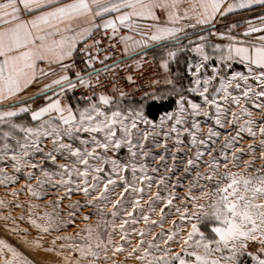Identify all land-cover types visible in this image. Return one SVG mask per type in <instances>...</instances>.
<instances>
[{
    "label": "snow or ice",
    "instance_id": "6c2138e0",
    "mask_svg": "<svg viewBox=\"0 0 264 264\" xmlns=\"http://www.w3.org/2000/svg\"><path fill=\"white\" fill-rule=\"evenodd\" d=\"M182 2L183 0H0V102L13 99L39 77L53 74L41 68V64L48 67L58 65L63 73L44 86L46 103L43 106L32 110L30 106L22 105L17 110L0 111V125H7L10 129L23 134L21 140L16 139L12 131L2 133L5 143L0 151L5 155H0V160L7 156L13 162L12 166L16 172H20L22 168L39 169L40 176H36L33 171L26 173L29 180H36L38 187L46 183H51L52 187H62L68 198L74 192L83 193L84 197L88 198L87 205L97 209L100 217L97 228L101 224L114 225V221L104 219L106 215L104 210L108 205H111L110 215L113 218L123 209L125 216L131 218V221L123 219L119 225L121 239L124 240L128 235L125 225L138 222L134 213L137 209H142L145 182L152 180V177L146 174V166L143 164L138 166L135 162L138 155H147L143 152V144L135 139L140 134L138 125L164 127L167 121H173L165 133L166 136L168 133H176L177 143H181L180 137L186 133L192 146H202L206 149L202 151L197 148L195 158L188 159L189 167L185 171L199 167L197 162L208 155L211 159L204 161L208 172L204 174L197 172V182L189 183V192L184 199L188 201L190 207L176 209L181 221L189 228L186 236L180 237L181 251L174 253L170 247L161 249L159 244L153 242L155 237L146 243L144 237L148 233L141 230L138 233L141 237L140 242L132 249V253L140 252L136 259L145 264H245V260L248 264H264V165L254 168L253 158L244 161V168L240 170L238 163L240 156L234 151L229 160L228 154L224 151L234 146L240 133L247 132L249 136L255 138L258 132L261 137L259 147L262 150L260 159L264 160V120L257 125L253 119V112L247 107L250 103L252 108L260 110L264 115V16L258 17L261 22L259 26L249 21V27L242 34L251 37L253 33H261L254 38L255 43L245 42L231 35L232 30L237 27L236 24L231 25L229 34L210 32V35L229 41L226 45L219 43L211 45V51L217 54L215 58L207 50L208 37L199 36L200 42L189 49L199 59L188 64L192 80L185 91L198 96L200 102L182 92H176L174 87L173 93L179 96L175 101L176 110L161 116L159 125L147 119L142 108L127 114L118 107L116 110H105L106 107L112 106L113 100L103 93L83 96L82 99L85 101L83 107L74 108L71 104L62 103L68 92L78 87L87 89L93 87L90 77L82 75L81 72H77L73 79L68 74L71 65L65 61L73 58L78 43L90 37L94 30L103 29L105 34L111 30L112 38H115L121 26L134 30L139 26L138 21H158V11L167 13V22L171 25L179 23L182 19H191L193 16L196 24L210 25L218 14L223 16L236 9L251 8L253 5L264 6V0H234L226 8L223 7L225 0H190L181 15ZM80 20H84L87 26L73 28V23ZM97 20L100 23H97ZM153 27L154 32L148 37L153 42L167 39L178 41V33L183 31L182 28L167 25L156 24ZM120 39L125 42V52H128L127 41L132 37L121 36ZM94 43L99 44V41ZM193 43L189 40V44ZM140 46L147 47V44L144 41H135L132 45L133 49ZM179 50L183 49L169 50L167 57L162 59L161 67L165 72L169 70V63L176 59ZM95 59L96 57L89 51L86 64L91 67ZM213 59L216 63H212ZM235 63L244 65L246 72L229 71L233 69ZM128 80L131 81L132 77L129 76ZM166 83L171 85L173 80L167 79ZM49 92L51 95H48ZM146 99L163 104L168 102L171 96L168 93H149ZM231 106H235L238 111H231V119H228ZM22 113H29L36 126L14 123L13 118ZM200 116L213 120L219 127H224L225 123L238 125L236 136L229 135L225 138L221 149L223 164L212 154L215 150L213 146L221 134L209 126L207 136L201 138L199 136L202 130L201 123L196 119ZM242 117L247 118L243 124L240 123ZM189 122L190 127L187 126ZM178 125L185 126L178 128ZM148 135V131L143 132L144 139H147ZM9 139H15L16 147L13 148L7 142ZM45 141L51 144L48 150ZM122 149H127L129 156L127 162H123L119 156ZM238 151L243 153L244 150ZM247 151L254 153L255 148L249 145ZM108 153H112V156ZM37 154L40 156L38 162L34 160ZM58 157L63 162H59ZM45 163L52 165L55 170L45 168ZM229 164L237 170H231ZM221 167L224 169L223 172L220 171ZM4 171L5 169L0 168V172ZM129 171L131 180L126 175ZM138 172L141 175H137ZM15 179L5 176L4 179H0V183H4L5 180L14 182ZM199 179L206 181V184L199 187L201 194L195 196L192 195V189L198 186ZM163 182L160 180L158 183ZM209 184L213 185L210 190ZM24 187L34 197L41 195L34 190L31 183ZM147 187L151 189V183H148ZM12 195L15 196L16 193L13 192ZM147 195L148 199L144 200V203L149 205L151 211H154L153 205L157 201L164 202L159 191L154 195L149 191ZM134 196L138 198H133ZM63 198L65 197L59 199ZM175 199H177L175 194L170 192L166 206L172 205ZM202 200L207 203H200ZM58 202L53 203L57 205ZM128 204L131 205V211L126 208ZM0 206H6L5 202L0 201ZM160 211V226L163 227L165 213L163 208ZM69 215L74 216V213ZM9 218L0 217L4 220ZM89 218L87 215L83 217L84 220ZM141 218L145 225L149 222L157 224V221L151 220L150 216L142 211ZM48 221L49 223L42 225L36 220L29 219L33 227L45 233L49 232L55 223L51 217H48ZM205 222L212 223L211 237L206 236L201 230V225ZM173 225L174 229L161 241L165 245H168L169 241H175L179 232L185 230L176 226L175 221ZM55 226L58 228L59 224ZM85 227L88 236L81 239L88 243L85 246L67 247H73L81 256L98 259L97 250L103 248L106 252L107 249L103 246L99 233L94 232L90 226ZM11 231L18 230L13 228ZM160 235L164 236L165 233L162 232ZM252 244L257 247L254 251H249ZM35 246L39 247L38 244ZM189 248L202 249V252L188 251ZM153 249L160 254H154ZM114 251H123V247L118 246ZM0 257H2L0 264H27L21 254L3 240H0ZM187 257L193 259L190 261Z\"/></svg>",
    "mask_w": 264,
    "mask_h": 264
},
{
    "label": "rangeland",
    "instance_id": "374dc122",
    "mask_svg": "<svg viewBox=\"0 0 264 264\" xmlns=\"http://www.w3.org/2000/svg\"><path fill=\"white\" fill-rule=\"evenodd\" d=\"M213 32L212 30H208ZM205 36V35H204ZM208 38L219 39L218 36L215 35H207ZM184 37H179L178 41H181ZM188 39V38H187ZM177 40L170 41L167 44L165 52L160 54L158 58L162 62V59L167 57V52L169 50H178L183 49L188 51V48L193 47V44H188L187 47H182L181 42ZM187 42V41H186ZM211 41L208 40V48L209 53L215 58L214 53L211 51ZM220 42V41H218ZM213 43V42H212ZM182 52H184L182 54ZM179 50L177 57L175 60H171L169 63V70L167 73V79H172L173 84H167L166 81L161 87L156 91V93H168L171 97H175V101L179 98L178 95L173 93V88L175 87L176 92L183 93L185 95L190 96L196 102H200V98L198 96L187 93L185 90L191 85L192 77L188 71V67L186 60L190 59V63H194L198 61V57L194 52ZM212 52V53H211ZM188 55V56H187ZM212 63H216L215 59H213ZM189 64V63H188ZM245 71L244 65L235 63L233 64V69L229 71ZM210 74V67H209ZM166 79V80H167ZM69 92L63 98L62 103L71 104L74 108L77 106L83 107L84 104H80L77 102V99L70 98L68 101ZM112 98V97H111ZM113 104L110 108L106 107L105 110H116L117 107L119 110L124 113L131 112L133 110L143 109L145 114V105L151 101L149 99L146 100H138L135 102H127L126 99L122 96H117L113 99ZM253 112V119L256 121V124L264 120V115L261 114L260 110L252 108V105L249 103L247 105ZM176 110V103L173 109L166 111L171 112ZM231 111H238L235 106H231L230 111L228 113L227 118L231 119ZM166 112L160 115L163 116ZM22 118H13V122L16 124H21L25 126L35 127L36 122H33L29 117L28 113L20 115ZM145 117L153 122L155 125L160 124V117L157 120L149 118L146 114ZM201 123V132L199 136L201 138H205L207 136V129L209 126L213 127L217 132L221 135L217 139L215 143L213 155L217 156L220 160L221 164H223V157L221 155V149L224 146L225 138L230 136H236V131L238 125H232L225 123L224 127H219L215 125L214 121L211 119H207L204 116H200L196 118ZM246 117H242L240 123L243 124L246 120ZM173 121H167L164 127H152L151 125L139 124L140 134L135 139H138L143 144V152L147 153V155H138L135 159L137 165L143 164L146 166V174L152 177V180L145 182V196L142 203V209H137L134 213L136 220L138 221L135 224L131 222L125 225V230L128 232L126 239H121V230L119 228L120 223L123 219H129L130 217H126L124 214V210H120L117 217L113 218L110 215L111 205H108L105 208L106 215L104 219L107 221H114L113 224H101L99 228L96 227L98 220L100 219L97 209L94 206L87 205V199L84 197L81 192H74L70 198L65 196V190L62 187H52L51 183H46L42 187H38L36 184V180H29L26 176V173L29 171L35 172L36 176H40L39 169L33 170L31 168H22L20 172H16L13 168V162L5 157L4 160H0V168L5 169L4 172H0V179H4L7 177H15V181L5 180L4 183H0V201H4L6 206H0V217H10L7 220L0 219V240H3L5 243L11 245L15 248L21 256L27 261V264H145L138 259H136L137 255H140V252L132 253V249L136 247L141 237L138 235L139 231L144 230L148 235L144 237L145 242L152 237L156 239L153 241L160 245V248L170 247L172 251L180 252L181 251V243L180 237L186 236V231L189 230L188 225L181 221L179 214L176 212V209L183 208L184 206L190 207L188 201L185 198L186 194L189 192V183H196L197 176L196 173L200 172L201 174L207 173L208 168L207 165L204 164L205 160H210L211 157L205 155L202 160L198 161L199 167L191 168L189 171H185L188 168L187 161L188 159H194L197 148L200 150L206 151L202 146H192L190 143V137L185 133L180 137L181 143H177L176 133H168L166 136L165 133L168 132V128L171 126ZM185 125H178V128H183ZM190 127V122L187 125ZM254 130H256L254 126ZM4 131H12L13 136L16 139H23V134L18 130L10 129L7 125H0V149H3V145L5 140L3 139L2 133ZM135 132V130H133ZM148 131L149 135L147 139L143 138V132ZM87 135V134H85ZM260 135L257 132V136L252 138L248 135L247 132L240 133V137L237 138L234 146L232 148L224 149V151L228 154L229 160H231L232 153L235 151L237 156H240V170L244 168V161L253 160L254 158V168H259L261 165H264V160L260 159L261 149L259 147ZM13 148L16 147L15 139H9L7 141ZM46 150L51 148V144L45 141ZM253 145L255 148L254 153H250L247 151L248 146ZM239 149H243V153L238 151ZM139 151V150H138ZM0 155H5L3 151H0ZM10 155V153H9ZM109 156H112V153H108ZM121 160L123 162H127L129 159L127 149H122L119 154ZM163 157V159H161ZM35 161L40 160L39 154H37L34 158ZM59 162H63L58 157ZM45 168H49L51 170H55L52 165L45 163ZM106 168L108 166H105ZM229 168L233 171L237 169L232 168V165L229 164ZM155 169V171H153ZM221 172L224 171L223 167L220 169ZM252 171V170H250ZM254 174V171H253ZM129 180H131V172L126 173ZM137 175H141L139 172ZM43 178V177H41ZM160 180H163V183H158ZM31 183L34 190L41 193L39 197H34L32 194L24 187L26 184ZM151 183V189H148L147 184ZM206 181L203 179H199L198 186L192 189V195L199 196L200 186H204ZM213 187L212 184L208 185L209 190ZM151 192L153 195L159 191L161 197L164 202L157 201L154 205V211L149 209V205L144 203V200L148 199V192ZM15 192L16 195H12ZM174 193L177 199L173 200V204L170 206H166V199L169 193ZM60 197H65L63 199H59ZM115 198V197H113ZM138 198V197H133ZM54 201H59L57 205H54ZM79 202V204H77ZM200 203H207V201H200ZM20 205V207H17ZM70 205H74L75 207H69ZM128 211H131V205H126ZM161 208L164 209V219H163V227L160 226L161 221ZM141 211L144 214L150 216L151 220L157 221V224H152L149 222L147 225L143 222L141 218ZM70 213H74V216H70ZM47 214V216H46ZM87 215L90 218L88 220H84L83 217ZM23 217V219H21ZM48 217L52 218L54 221L53 228L45 233L39 231L37 228L33 227L29 223V219L36 220L38 224H47L49 223ZM74 222H69V221ZM173 221H175V225L179 228L185 229L184 231H180L179 235L176 237L175 241H169L168 245L163 244L161 241L167 238V234H170V231L174 229ZM59 224L57 228L55 225ZM90 226L93 228L94 232L99 233L100 240L103 242V246L107 249L105 252L102 249H98L99 258H93L91 256H81L78 251H75L73 247H67V245L72 246H85L88 242L81 237H87L88 232L85 226ZM212 226L211 222H205V224L201 225V230L205 232V235L211 237L213 234L210 232V228ZM17 229V232L11 231V229ZM165 233L164 236H161V233ZM79 233V235H77ZM63 237H70L71 239H63ZM109 239H111V243H109ZM53 240H55V244H53ZM25 241H30L34 243H25ZM93 245L95 241L92 242ZM38 244L39 247L35 246ZM61 245H66V247H61ZM118 246L123 247V251L115 252L114 249ZM257 245L252 244L249 247V251H254ZM54 249L53 251H48V249ZM197 250L202 252V249H192L189 248L188 251ZM154 254L159 255L160 253L156 252L155 249L152 250ZM131 253V254H130ZM107 257V258H105ZM2 259V257H0ZM190 261L193 259L192 257H187ZM245 264H248L247 260H245Z\"/></svg>",
    "mask_w": 264,
    "mask_h": 264
},
{
    "label": "built area",
    "instance_id": "2783aa9c",
    "mask_svg": "<svg viewBox=\"0 0 264 264\" xmlns=\"http://www.w3.org/2000/svg\"><path fill=\"white\" fill-rule=\"evenodd\" d=\"M126 34L127 29L124 27H120L115 38H112L111 30L107 34L103 29L97 30L79 45L78 58L69 69L70 76L75 79L76 73L81 72L90 77L93 87H78L70 91L68 101L73 97L83 105L85 101L82 97L94 93H103L113 99L123 93L122 97L127 100H146L149 93H156L165 83L167 73L156 57V50L125 52L124 41L120 37ZM95 41H99V44H95ZM89 51L96 57L91 67L86 64ZM129 76L132 77L131 81L128 80Z\"/></svg>",
    "mask_w": 264,
    "mask_h": 264
},
{
    "label": "crops",
    "instance_id": "0c3cea01",
    "mask_svg": "<svg viewBox=\"0 0 264 264\" xmlns=\"http://www.w3.org/2000/svg\"><path fill=\"white\" fill-rule=\"evenodd\" d=\"M190 0H183L181 7H180V13L181 15L183 14V11L185 8L188 7ZM234 0H225V3L223 5L224 8L227 7L228 4L233 3ZM157 15L159 16L158 21H149V20H141L138 21V27H136L134 30H129L127 29V34L126 36L132 37L131 40L127 41V44L129 46V51L128 52H135L138 50L142 49H155L156 50V57L162 53L165 52L166 45L170 43L173 39H167L159 42H153L148 39V37L154 32V25L159 24L161 26H170V27H176V28H182L183 31L178 33V36L181 37H186L182 38L181 41V46L182 47H187L189 44V40L193 41L195 43H199V36L209 35L208 30H212L213 32L216 33H225L229 34V28L231 25L236 24L237 27L232 30L230 33L233 36H236L239 40L248 42L251 41L255 43V37L261 35V33H253L251 37H245L243 36V32L249 27L248 22L252 21L254 25L259 26L260 25V20L258 17L264 16V6L261 5H253L251 8H246V9H236L233 12L227 13L226 15H217L215 20L212 22L210 25H198L196 24V19L193 16L191 19H182L179 21V23L175 25L168 24L167 22V13L163 11H158ZM191 15V14H190ZM28 18V17H25ZM97 23H100L99 20L96 21ZM192 25H195V27H192ZM87 23L84 20L76 21L73 23V28L77 27H86ZM123 27V26H121ZM125 28V27H124ZM102 30V29H100ZM97 30H94L95 32ZM89 38V37H88ZM86 38V40L88 39ZM188 38V39H187ZM83 40L77 45V50L73 54V58L71 60L65 61V63L72 65L74 62H76L78 56H77V51L79 45L86 41ZM209 43L216 44L219 43L221 45H226L229 43L228 40H221V39H213V38H208ZM135 41H144L147 44V47H136L133 49L132 45ZM187 41V42H186ZM220 41V42H218ZM213 42V43H212ZM164 45V46H163ZM162 46V47H160ZM124 47H125V42H124ZM186 48H183L182 51H186L185 53L188 54V51L190 47L187 50H184ZM184 52H182L183 54ZM212 53V52H211ZM216 55V53H214ZM188 56V55H187ZM190 59L188 58V61L186 60L184 63H186V66L188 67V63ZM161 63V61H160ZM41 68H44L45 71L52 72V75H49L47 77H39L36 82L33 84L29 85L23 92H21L19 95L14 97L13 99L10 100H5L3 102H0V111L3 110H17L20 106L22 105H28L31 107L32 110H36L39 107L43 106L46 103L45 100V94L43 92L44 86L49 84L53 79H56L59 75L63 74L61 71L60 66L53 64L51 67H48L45 64L40 65ZM68 74L70 75V72L68 70ZM39 75V74H38ZM174 85V83H173ZM162 88V87H161ZM48 95H51V92L48 93ZM79 103V102H78ZM26 114V113H23ZM22 115V114H21ZM29 117L31 118L30 114L28 113ZM14 118H22L20 116L14 117Z\"/></svg>",
    "mask_w": 264,
    "mask_h": 264
},
{
    "label": "trees",
    "instance_id": "16d2710c",
    "mask_svg": "<svg viewBox=\"0 0 264 264\" xmlns=\"http://www.w3.org/2000/svg\"><path fill=\"white\" fill-rule=\"evenodd\" d=\"M126 101L131 103V102H135V101H138V100H127L126 99ZM174 105H175V97H171V99L168 102L163 103V104H161L159 102L149 101L145 105V114L149 118L157 120L162 113L173 109Z\"/></svg>",
    "mask_w": 264,
    "mask_h": 264
}]
</instances>
